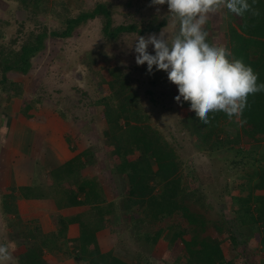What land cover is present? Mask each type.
<instances>
[{"label": "rangeland", "instance_id": "1", "mask_svg": "<svg viewBox=\"0 0 264 264\" xmlns=\"http://www.w3.org/2000/svg\"><path fill=\"white\" fill-rule=\"evenodd\" d=\"M99 3L109 6L114 27L137 24L146 29L153 22L167 20L161 30L169 39L178 31V23L168 17L167 4L153 5L151 0H41L38 7L32 3L26 7L21 0H0V50L6 55L19 50L32 32L60 30L67 18L92 10ZM231 15L226 7L209 12L205 27L210 41L228 48L229 23L238 26ZM243 20L242 15L240 22ZM104 22V17H97L76 28L70 38L49 37L46 49L32 59L33 67L27 75L7 73L5 85L12 89L5 90V85L0 84V160L7 151L8 141L4 139L11 132L13 119L53 107L56 115L71 122L78 142L85 146L82 153L90 159L87 164L91 166L88 175H95L97 190L105 198L100 203L104 204L103 210L96 208L102 213L98 217H103L96 223L103 225L106 218L110 221L107 230L111 240L107 246H114L111 251L127 264H175L172 234L181 232L190 240L197 235V228L180 211L151 221L150 215L132 202L133 181L127 171H121V165L140 160L144 153L120 151L105 116L107 105L121 108L128 103L137 112L130 125L160 133L167 143L164 147L175 151L181 187L177 199L184 198L185 206L198 215L202 224L207 223L202 237L221 243L223 258L217 264H264V229L261 222H251L262 206L259 197H264V187L254 186L264 179V140L246 138L238 124L240 115H233L223 124L226 126L220 135L229 142L211 149L187 127L188 117L195 110L187 108L183 97L182 102L174 99L178 89L167 73L149 74L146 64L137 65L131 47L140 34L124 33L110 40L103 34ZM161 30L152 33L159 34ZM2 74L0 70V80ZM120 88L125 89L124 94ZM126 122L122 118L120 125L126 127ZM235 134L242 136L238 145ZM34 141L35 148L43 149L44 137L38 130ZM0 168L1 173L2 165ZM153 184L161 193L162 185L155 181ZM248 198V213L243 218L241 207ZM4 203L0 202V243L12 244V264H20L19 254L30 243L21 237V232L43 230L29 220L31 215L18 217L16 205ZM159 231L161 236L153 247L138 240V234L148 233L153 238Z\"/></svg>", "mask_w": 264, "mask_h": 264}, {"label": "trees", "instance_id": "2", "mask_svg": "<svg viewBox=\"0 0 264 264\" xmlns=\"http://www.w3.org/2000/svg\"><path fill=\"white\" fill-rule=\"evenodd\" d=\"M21 1L22 4H26V7H29L27 5L31 3L38 7L41 0ZM249 3L252 9L259 11V14L247 11L243 14L244 20L240 22L241 16H236V14L232 13V20H236L238 26L229 23L228 38L230 44H228V48L236 58H242L246 64L251 65L259 73L258 83H264V0H255V2L249 0ZM97 17H104L103 34L106 38L114 41L124 33L136 32L140 35H145L158 32L167 25V20H163L160 23H151L146 29H140L137 24L114 27L109 6L106 3H99L92 10L83 11L76 17L67 18L64 22L65 27L60 30L48 31L45 28L38 33L32 32L19 50L12 51L7 55L3 50H0V70L3 73L0 84H7L6 75L10 71L27 75L33 67L32 59L46 49V40L49 37L70 38L76 28ZM112 86H114V82ZM11 89V87L6 88L5 85V90ZM119 92L124 94L125 89L120 88ZM120 93L117 92L119 97ZM184 102L189 108L190 100H184ZM136 113L130 108L128 103L121 108H113L107 105V112L105 113L110 128L109 132L118 141L119 150L127 151L128 153L138 150L144 153L140 160L132 163L126 162L121 165V171L124 173L127 171L129 179L133 181L132 195L134 197L132 198L134 199H131L132 202L138 203L144 213L147 216L150 215L151 221H160L180 211L186 220L197 228V235L190 240L185 239L181 232L172 234L171 243L173 249H175V264H217L223 258L221 243L207 236L202 237L201 234L206 231L207 223L204 221L202 224L198 215L192 213L185 206L183 203L184 198L180 201L177 199L181 193V187L179 186L180 181L177 179L180 168L175 151L166 148V146L164 147L167 143L163 141L164 138L160 133L156 131L148 132L141 127L130 125V120L134 119V114ZM122 118L127 121L126 127H124L125 125H120ZM228 119V115L222 111L210 112L209 122L204 123L194 111L188 117L186 125L193 135L200 138L202 142L211 145V149L214 150L229 142L224 136H220L224 133L226 126L223 124ZM238 124L241 126L240 129L243 130V135L246 138L255 141L264 140V90L248 95L246 106L240 114V122ZM234 136L235 143L237 145L240 144L242 136L238 134ZM150 153L153 157L149 155ZM81 166L84 165L81 163ZM129 168L130 170H128ZM153 181L162 185L161 193L156 192L154 184V186H151ZM77 184L82 192L89 187V191L93 192V194H89L88 197L90 195L95 197L94 203L100 204L96 202L99 196L96 193L98 191L96 182L80 181ZM254 186L255 188L264 187V179L257 182ZM254 186L250 185L251 188ZM62 196L63 198L58 201L59 208L77 206L83 203L77 200L76 196L72 199L70 196L67 198V193L62 194ZM249 198L244 199V205L241 207L243 218L248 213L246 207L248 205L247 202L250 201ZM259 198L262 201V206L258 209V217H251V222H261V226L264 229V197ZM260 199L257 198V200ZM237 200L239 201V199ZM96 213L102 214L99 211ZM58 224L59 230L50 235L42 233L39 229L37 231L29 229L27 232H21V237L25 238L26 242L30 241V243L19 254L20 264H49L44 259V256L55 252L67 253L73 256L79 264H127L121 261L114 254V251H102L97 232L105 224H97L96 220L91 223H81V236L75 241L67 238L69 220L65 218L59 219ZM137 236L141 243L145 242L153 247L158 242L161 231L157 232L153 238L148 233L143 234V236L138 234Z\"/></svg>", "mask_w": 264, "mask_h": 264}, {"label": "crops", "instance_id": "3", "mask_svg": "<svg viewBox=\"0 0 264 264\" xmlns=\"http://www.w3.org/2000/svg\"><path fill=\"white\" fill-rule=\"evenodd\" d=\"M53 110V107L43 109L40 113L31 112L13 119L12 127H9L11 132L7 130L8 135L4 139L6 143L8 141L7 151L0 160V181L3 179L2 184L0 183V196L4 204L11 202L16 205L19 209L18 217L31 215L29 220L39 224L46 235L59 230V219H68L67 238L75 241L81 236V223H91L103 218L98 217L100 214L96 213L95 208L103 210L104 204H95V197H88L93 194L89 187L84 192L80 191L77 182L97 183L93 179L95 175H88L91 166L87 162L90 159L82 153L85 146L78 142L71 122L63 120ZM37 130L44 137L43 149L35 148L34 135ZM81 163L84 166L80 167ZM64 193H67V198L76 196L83 203L59 208L58 201L63 198ZM96 193L99 195L96 202H104L102 192ZM107 200L111 201L109 198ZM109 222L106 218L105 225L97 232L104 252L111 251L114 247L107 246L111 240V232L107 230ZM44 259L49 264H79L67 253H48Z\"/></svg>", "mask_w": 264, "mask_h": 264}, {"label": "clouds", "instance_id": "4", "mask_svg": "<svg viewBox=\"0 0 264 264\" xmlns=\"http://www.w3.org/2000/svg\"><path fill=\"white\" fill-rule=\"evenodd\" d=\"M255 2V0H253ZM153 5L167 4L168 17L178 23V31L169 39L164 29L159 34L138 35L133 46L137 65H147L149 74L164 71L176 84L177 102L190 100V108L204 122L209 113L222 111L231 118L243 112L247 97L264 90L259 73L222 44L210 41L205 22L209 12L226 7L242 16L252 9L249 0H151ZM152 51H149V48ZM11 243H0V264H12Z\"/></svg>", "mask_w": 264, "mask_h": 264}]
</instances>
